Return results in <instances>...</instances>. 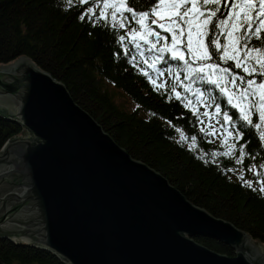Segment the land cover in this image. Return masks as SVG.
Masks as SVG:
<instances>
[{"label": "water", "instance_id": "1", "mask_svg": "<svg viewBox=\"0 0 264 264\" xmlns=\"http://www.w3.org/2000/svg\"><path fill=\"white\" fill-rule=\"evenodd\" d=\"M0 117L26 132L0 149V238L64 264H264L263 246L133 160L28 58L0 66Z\"/></svg>", "mask_w": 264, "mask_h": 264}, {"label": "trees", "instance_id": "2", "mask_svg": "<svg viewBox=\"0 0 264 264\" xmlns=\"http://www.w3.org/2000/svg\"><path fill=\"white\" fill-rule=\"evenodd\" d=\"M97 3L99 0H0V66L20 58L31 60L62 83L73 101L133 160L161 175L193 205L231 223L252 243L264 247V192L257 184L259 175L264 174V142L258 131L245 124L243 139L232 141L233 154L214 157L212 153L227 150L221 140L205 136L197 114L184 106L185 101L175 99L173 84L157 89L140 72L132 59L134 50L119 42L122 30L114 29L110 21L95 19ZM136 4L150 10V0H136ZM177 64L168 59V66L176 68ZM178 75L180 85L186 84L183 73ZM179 91L188 95L183 88ZM116 92L125 95L135 108L125 109L116 101ZM213 96L222 111L231 115L234 110L227 107L218 90H213ZM234 122L237 128L243 123ZM20 135H26L22 127L0 117V149ZM241 146L245 155L243 162L237 163ZM238 168L258 174L244 180L251 182V187L243 183L245 175L241 180L236 176ZM262 183L264 187V179ZM196 241L219 254L234 256L230 247L213 239ZM0 264L64 263L32 245L0 238Z\"/></svg>", "mask_w": 264, "mask_h": 264}, {"label": "snow or ice", "instance_id": "3", "mask_svg": "<svg viewBox=\"0 0 264 264\" xmlns=\"http://www.w3.org/2000/svg\"><path fill=\"white\" fill-rule=\"evenodd\" d=\"M90 2L96 3V0ZM148 7L150 10L141 9L136 0H99V16L95 19L109 23L110 17L114 29H127L119 42L123 44L127 39L136 49L133 61L137 56L143 58L155 77L164 75L157 67L160 63L167 67L169 74L183 73L187 83L181 86L185 93L192 95L182 97L175 86L172 92L176 100L187 101L186 108L193 103V97L197 102L207 97L209 106H215L214 113L205 111L203 115L210 119L222 117V146L227 150L212 153L214 157L233 154L235 144L229 143V138L237 142L243 139L245 124L258 130L260 140L264 141V0H150ZM88 12L94 15L92 8ZM253 40L259 44L253 45ZM166 55L170 60L179 61V65L168 67ZM234 70H240L243 75H237ZM175 79L179 82L180 76ZM151 82L157 89L164 87L154 79ZM205 84L211 88H204ZM213 90H218L220 97L226 99L227 107L234 110L231 115L216 103ZM254 115L258 117L255 124ZM236 119L243 122L239 128L234 122ZM214 131L207 134L213 135ZM184 139L181 133V141ZM195 144L193 137L191 147ZM239 152L237 163H242L243 146ZM259 191L264 192V187Z\"/></svg>", "mask_w": 264, "mask_h": 264}, {"label": "rangeland", "instance_id": "4", "mask_svg": "<svg viewBox=\"0 0 264 264\" xmlns=\"http://www.w3.org/2000/svg\"><path fill=\"white\" fill-rule=\"evenodd\" d=\"M75 1H77V2H79V3H82V2H84L85 0H75ZM99 5V3H97L96 5H95V7L94 8H96V6H98ZM126 15H129V14H126ZM110 17H109V21H110ZM132 27H136V25H131ZM120 30H122V32H123V35H126V32H127V29H120ZM167 35V34H166ZM169 39H170V37H169ZM127 43H129L128 42V40L126 39L125 40ZM130 45H132V44H130ZM133 46V45H132ZM134 47V46H133ZM135 48V47H134ZM167 56V55H166ZM168 57V56H167ZM179 62V61H178ZM140 63H141V60H140ZM180 63V62H179ZM142 64V63H141ZM161 64V63H160ZM179 64H177L176 66H178ZM169 67H171V66H169ZM180 72H174V75H170L169 73H168V71H167V73H166V76H164L163 78H161L160 80H159V82L160 83H162L163 85H166L167 84V81H168V79H170L171 77H173L172 78V83H173V85L176 87V88H178V90H179V88H180V81L179 82H177L176 81V79H175V77L179 74ZM181 76V75H180ZM256 78V77H255ZM116 91V90H115ZM117 93V96H116V101L118 102V103H121L122 105H123V107L125 108V109H127V110H132V109H134L135 108V106H134V104L125 96V95H123L122 93H120V92H116ZM189 95H192L191 93H189ZM194 101H195V98H194ZM187 102V101H186ZM196 102V104H198V102L197 101H195ZM199 102H203L202 104H201V110H199L198 112H201L202 114L205 112V111H208L210 114H212V113H214L215 112V106L214 107H212L211 108V106H209V102H207V101H205V99L204 100H202V101H199ZM253 120L255 121V123L256 122H258V117L257 116H253ZM219 121V122H218ZM201 123L203 124V125H205L207 128L205 129L206 130V132H208V131H212L213 129L215 130L214 131V134L213 135H211L212 136V139L213 140H217L218 138L219 139H221V142H222V139H223V137H224V130H223V128L221 127V125H222V123H223V121H222V117H213V118H209V117H206V116H203L202 118H201ZM100 126V125H99ZM229 131H232V129L231 128H229ZM258 131V130H257ZM258 133H259V135H260V132L258 131ZM232 141H233V139L232 138H229V143H232ZM264 142V141H263ZM242 175H245V177H244V179L242 180L243 181V183L245 184L246 182L244 181L246 178H250L251 176H256V175H258L256 172H255V170H249V171H247V172H245V171H243V170H241V169H237V177L241 180V178H242ZM264 177V174H260L259 175V178H258V180H257V184H258V186L259 187H262V185H263V183H262V180L264 179L263 178ZM250 184H252L251 182H250Z\"/></svg>", "mask_w": 264, "mask_h": 264}]
</instances>
